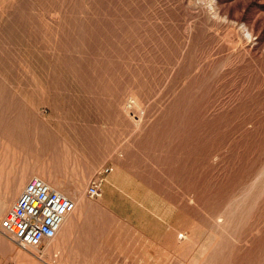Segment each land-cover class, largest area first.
<instances>
[{"label": "rangeland", "instance_id": "rangeland-1", "mask_svg": "<svg viewBox=\"0 0 264 264\" xmlns=\"http://www.w3.org/2000/svg\"><path fill=\"white\" fill-rule=\"evenodd\" d=\"M38 174L106 216L79 264H264V0H0L2 232Z\"/></svg>", "mask_w": 264, "mask_h": 264}, {"label": "built area", "instance_id": "built-area-1", "mask_svg": "<svg viewBox=\"0 0 264 264\" xmlns=\"http://www.w3.org/2000/svg\"><path fill=\"white\" fill-rule=\"evenodd\" d=\"M94 196L97 189L90 188ZM75 203L41 178H32L1 222V228L22 248H32L54 239Z\"/></svg>", "mask_w": 264, "mask_h": 264}, {"label": "crops", "instance_id": "crops-1", "mask_svg": "<svg viewBox=\"0 0 264 264\" xmlns=\"http://www.w3.org/2000/svg\"><path fill=\"white\" fill-rule=\"evenodd\" d=\"M26 178L22 177L20 181H18L15 185L14 190L12 189V185L8 186L6 188V195H5V200H6V206L11 205V202L15 198L16 194L20 191L22 186L25 183ZM1 199V198H0ZM85 204H81L80 206L77 207L76 211L74 212V217L68 216L67 217V223L65 222L63 225V229L61 228L58 236L56 238L48 242H45L43 244H57L58 250H59V255L61 262H64L66 264H79L78 261L74 262L70 258L72 255L76 253V249L74 248V244H105L106 242V236L104 232H100V226L103 227L105 224V214L104 212H101L99 214L92 213L90 210L86 211L87 213V223L85 225H82L81 220L78 219V215L81 213L79 212ZM8 207V208H9ZM71 217V218H70ZM0 234H2V231L0 229ZM0 243L4 244L3 246L5 247V253L4 255L0 253V264H7L8 261H13L14 264L18 263L17 261L14 260V258L18 255L17 252L13 250L9 251V246L5 244H12L7 240H1ZM17 253V255H16ZM76 255V254H75ZM89 256V255H87ZM50 255L48 254V258ZM18 261H21L20 263L23 264L22 262H25L26 264H41L38 262V260H35L34 258H26L21 259L19 256H17Z\"/></svg>", "mask_w": 264, "mask_h": 264}, {"label": "bare ground", "instance_id": "bare-ground-1", "mask_svg": "<svg viewBox=\"0 0 264 264\" xmlns=\"http://www.w3.org/2000/svg\"><path fill=\"white\" fill-rule=\"evenodd\" d=\"M243 30V29H242ZM249 46V45H248ZM252 48H253V46H252ZM40 177H41V179L44 181V182H47L46 181V178L45 177H42V175H40V174H38ZM47 184L48 185H50L54 190H56V191H58V192H60V193H64L62 190H61V188L58 186V185H56V184H54V182L51 180V181H49V182H47ZM53 185V186H52ZM80 199V198H79ZM74 201V200H73ZM70 216V215H69ZM71 218V217H70ZM66 220H67V218H66ZM66 223H67V221H65ZM64 222V223H65ZM64 223H63V225H64ZM63 225H62V229H63ZM2 234H3V236L6 238V239H8L10 242H12L14 245H16V243H14L12 240H11V238H10V236H8V234L6 233V232H2ZM57 236H58V234H57ZM56 236V237H57ZM55 237V238H56ZM53 240V239H52ZM18 246V245H17ZM21 249H23V251L24 252H17L18 253V256H25L26 258H34L35 260H38V261H41L42 262V258H39L38 257V255H37V253H38V249L37 248H34V247H32L31 249L30 248H22V247H20ZM50 249H51V247H49L44 253L45 254H48L49 253V251H50ZM59 248H56V253H57V255L59 256V250H58ZM38 257V258H37ZM24 261V260H23ZM23 264H26L25 262H22ZM44 264H48V263H44Z\"/></svg>", "mask_w": 264, "mask_h": 264}]
</instances>
